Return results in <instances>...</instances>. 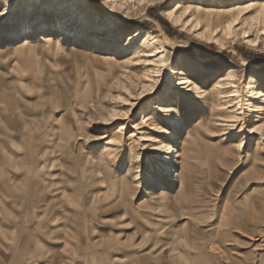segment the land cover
Returning <instances> with one entry per match:
<instances>
[{
  "label": "rangeland",
  "instance_id": "374dc122",
  "mask_svg": "<svg viewBox=\"0 0 264 264\" xmlns=\"http://www.w3.org/2000/svg\"><path fill=\"white\" fill-rule=\"evenodd\" d=\"M86 1L0 0V264H264V20ZM229 70L244 104L258 80L251 112Z\"/></svg>",
  "mask_w": 264,
  "mask_h": 264
},
{
  "label": "bare ground",
  "instance_id": "6f19581e",
  "mask_svg": "<svg viewBox=\"0 0 264 264\" xmlns=\"http://www.w3.org/2000/svg\"><path fill=\"white\" fill-rule=\"evenodd\" d=\"M202 5H203V3L199 2V3H195V4L192 3V4L188 5V6H185V4H182L180 2V3L177 4L176 10L171 12L170 18L174 22L178 23L179 25L181 24V26L182 25L186 26V25H188L190 23V21H188V19H189V16L193 13V9H195L194 13H197L198 15H200V10L199 9L201 8ZM237 9H240V11L238 12L239 14H237V16H239L243 12L246 13V15L242 16V19L246 23H249V25L253 26L256 23L258 24V23H260L261 21L264 20V1L259 4V7H255V4L250 0V1L246 2V3H242L241 6L240 7L238 6ZM252 13H255V15L251 16ZM74 18L75 17H74V14H73V16L71 17V19L69 21H67V22H59V27H58L57 31L65 30L66 32L67 31L69 32L71 24H73L75 22ZM238 19L239 18H236L233 21L237 22ZM88 31L89 30H84L83 32L84 33H88ZM231 31H232V27L230 26L229 29H228L229 35L231 34ZM70 32H72V30ZM143 32H144V30H142V29H139V30L135 31L134 34H133V37L130 40V42L132 43L133 41H138L143 36ZM17 38L20 39L19 36H17ZM166 39L170 43H175V42L170 41L169 38H166ZM42 41L51 43L52 39H48V40L42 39ZM143 44H147V45L149 44L147 39H144ZM24 46L28 47L29 43H25ZM11 48H12L11 46L7 45V49L5 51L10 50ZM5 51L2 48H0V56ZM164 56H165L164 52L162 51L161 52V58H160V64H163V65L165 64ZM207 71H208V73H212L213 70H207ZM172 72H173V74L175 76L176 75H182L181 72L178 71V70H172ZM234 72H235L234 70H231V71L229 70V71L226 72V75H225V78L228 81V88L231 89L228 92V98H231L233 101H235V104L238 106V109H239V115H242L243 114L242 110L244 108L246 109L247 112H251L252 111L253 101L255 99H257L256 96L260 94V91H259V89H258V87L256 85H254L253 88H251V86H250V84L252 85L253 83L258 82V80H256L254 77L250 78V80L248 82V88H247L249 96L247 97L246 104H244L242 102V100H241L240 92H239V90L237 88V85L235 83L236 76L233 74ZM173 83H174L173 84L174 86H176V85L183 86V85H187L189 83V81H188L187 78H184L179 83H177V82H173ZM154 109L158 110V111H163V113H167V114L172 112V108L170 106L162 107L161 105H159V107H156ZM159 120L160 119L158 117H155V118L152 119L149 116V114H146V115L143 116V122L145 124H148L149 122L153 121V122H155V125L157 126L158 125L157 122ZM150 141L151 140L148 139V138H144L143 139V142H150ZM156 151H158V153H161V155H159V160L168 163V165L165 166V169H166V172H167L165 174V176H171V170H172L171 167H170V163L172 161V159L170 157L171 149L166 146L165 148H160L159 150L157 149ZM109 153H111V152H109ZM162 153H163V155H162ZM165 153H167V154H165ZM155 184L157 186V185H159V182H156Z\"/></svg>",
  "mask_w": 264,
  "mask_h": 264
},
{
  "label": "trees",
  "instance_id": "16d2710c",
  "mask_svg": "<svg viewBox=\"0 0 264 264\" xmlns=\"http://www.w3.org/2000/svg\"><path fill=\"white\" fill-rule=\"evenodd\" d=\"M156 16H153V18H155ZM165 28H166V30H167V32L169 33V34H171V31H170V25L168 24V23H165Z\"/></svg>",
  "mask_w": 264,
  "mask_h": 264
},
{
  "label": "crops",
  "instance_id": "0c3cea01",
  "mask_svg": "<svg viewBox=\"0 0 264 264\" xmlns=\"http://www.w3.org/2000/svg\"><path fill=\"white\" fill-rule=\"evenodd\" d=\"M8 196H5V198H7ZM4 197H2L0 200H4L5 199Z\"/></svg>",
  "mask_w": 264,
  "mask_h": 264
}]
</instances>
